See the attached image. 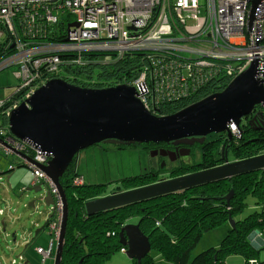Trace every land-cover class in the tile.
Returning a JSON list of instances; mask_svg holds the SVG:
<instances>
[{"label": "built area", "instance_id": "1", "mask_svg": "<svg viewBox=\"0 0 264 264\" xmlns=\"http://www.w3.org/2000/svg\"><path fill=\"white\" fill-rule=\"evenodd\" d=\"M251 1L0 0V72L13 69L18 82L9 97L0 99V110L7 118L48 81H65L63 66H79L82 55L95 53L105 54L104 61L140 53L151 62V68L143 67L136 78L122 85L134 88L153 115L162 99L186 97L211 73H226L233 79L255 63V79L264 89V0L249 22ZM260 113L264 103L252 114ZM245 122L240 129L229 125L234 143L242 137ZM260 127L264 129V123ZM0 140L6 156L22 153L40 165L50 160L49 154L15 139L8 126L0 127ZM22 161L34 184L45 186L53 199L47 224L52 241L48 249L35 250L45 263L53 258L52 243L60 236L61 197L39 168ZM83 183L82 177L73 180L75 186ZM4 213L0 208V216ZM18 262L21 257L11 264Z\"/></svg>", "mask_w": 264, "mask_h": 264}, {"label": "trees", "instance_id": "2", "mask_svg": "<svg viewBox=\"0 0 264 264\" xmlns=\"http://www.w3.org/2000/svg\"><path fill=\"white\" fill-rule=\"evenodd\" d=\"M104 56L101 53L84 54L81 65L63 66L65 81L82 88L105 89L127 84L138 76L143 67H152L151 62L140 53L126 54L112 61H104ZM231 80L226 73L219 76L211 73L194 88L196 91L193 89L186 97L171 101L162 99L155 116L174 114L211 94L221 92ZM4 126H7V118L0 110V127ZM242 126L243 135L237 143L233 139L229 144L227 136L223 138L225 142L222 139L205 142L194 150L200 156L197 160L177 163L167 170L169 176L157 179L156 172L149 170L136 176L123 177L114 182L110 194L212 169L223 163L225 153L229 162L259 155L264 150V133H254L248 122ZM131 148L138 147L124 149ZM165 172L161 170L162 174ZM75 176L82 177L77 173V159L60 179L67 202L60 264H104L113 253L123 248L119 232L123 226L130 224V219L137 220L135 224L139 223L140 231L148 238L151 251L156 255L145 257L141 264H227L226 259L231 255L242 256L243 264H254L257 252L249 245L248 237L257 232L264 240V170L90 217L85 213V203L106 194L110 184L83 183L75 186ZM230 193L232 196L227 202L226 197ZM251 199L255 208L247 203ZM249 209L253 211L243 218H237ZM228 219L233 221V227H230L219 248H209L190 259V252L202 235L227 223ZM132 264L137 263L132 261Z\"/></svg>", "mask_w": 264, "mask_h": 264}, {"label": "water", "instance_id": "3", "mask_svg": "<svg viewBox=\"0 0 264 264\" xmlns=\"http://www.w3.org/2000/svg\"><path fill=\"white\" fill-rule=\"evenodd\" d=\"M259 2L251 1L249 22L253 20ZM255 68L254 63L233 78L221 92L167 116L159 117L149 113L136 97L135 89L127 85L91 89L58 79L48 81L13 109L7 115L9 133L15 139L49 154L50 160L40 165L22 153L14 152L13 156L39 168L61 197L63 216L53 264L61 262L67 221V202L60 179L81 151L99 144L140 146L173 142L192 145L203 142L208 135L223 133L231 141L229 125L234 124L240 129L242 118L250 116L257 106L264 103V89L255 79ZM258 129L264 131L261 127ZM157 154L160 157L168 156L164 150H160L150 152V157ZM262 170L264 154L229 162L225 153L220 166L97 198L86 202L84 209L90 217ZM6 183H9V179ZM18 188L19 198L27 193L42 192V188L33 186L31 181L19 183ZM42 195L38 200L48 209L47 224L52 217L49 207L53 206V201L50 192L44 191ZM231 196L232 193L226 197L227 202ZM35 203L31 201L28 207L34 208ZM228 221L233 227V221ZM11 222L14 226L17 219ZM255 236L256 232H253L248 237L251 247L256 245L253 241ZM119 239L130 261L141 264L150 255V243L140 231L139 223L123 226Z\"/></svg>", "mask_w": 264, "mask_h": 264}, {"label": "rangeland", "instance_id": "4", "mask_svg": "<svg viewBox=\"0 0 264 264\" xmlns=\"http://www.w3.org/2000/svg\"><path fill=\"white\" fill-rule=\"evenodd\" d=\"M233 65L235 66V63H233ZM12 72L13 69L0 72V94L7 93L5 96L12 94L14 88H16L18 82L14 78ZM122 148L124 147L99 144L81 151L77 157V173L84 178L85 183L110 184L107 187L106 194L102 195V197L110 194L116 180H120L123 177L142 174L149 171L151 167L153 169L158 168L157 159L155 158L156 156L150 157L149 150L151 149L145 148L142 150L140 148ZM197 159L198 158L195 160ZM8 160H10L9 164L12 161V165L14 166V169L11 172L12 177L10 179V183H13L14 185L13 187L19 186V183L21 182L24 184L26 181L31 180V171L28 167L23 165L22 160L15 156H6L4 151L0 150L1 171H5L8 168L9 164L7 165L4 163ZM230 160H232L231 157ZM20 164L23 166L18 168V165ZM176 164L177 163H170L166 160L163 168L170 170ZM11 173H7V175ZM0 177H2V180L0 181V208L4 209L6 213L13 215L14 218L16 217L17 219V223L14 224V226H12V222L10 226L7 222L5 232H3L4 225L2 224V220L6 216H0V264H10L11 260L17 259V257H21V262H18L17 264H43L41 256L37 255L33 246L39 243L37 241H40L42 236L45 238L47 236V239L52 241V238L48 235L46 230H42L39 234H36L38 231L37 226H42L40 224L41 219L48 213V209L38 200V198L44 193V189L37 194L27 193L20 198L18 193L20 188L14 189V191L9 189L11 196L10 199V196L8 197L3 191V187H8V184L6 183V175H0ZM76 178L79 177L75 176L74 179ZM1 200H3V202ZM31 201H36L34 208L28 207V204ZM247 203L255 208L252 199L248 200ZM25 206H27V208ZM252 211L253 209H249L248 211L245 210L238 215L237 218H243L244 215H247L248 212ZM35 221L37 222L36 225L34 224ZM136 221V219H130L128 223L135 224ZM230 227L232 226L228 221L215 230L203 234L196 247L190 252V259H193L195 256L209 248L218 249L221 241L230 230ZM13 235L16 237L17 244L13 241ZM258 235L259 233L256 232V236L253 237V241L256 245L252 248L257 252V256L253 262L264 264V242H261L264 240L261 236L258 237ZM23 237L27 239V242H23ZM28 242L32 245L25 250L24 246L28 244ZM52 244L54 255L56 242H53ZM150 255L153 257L156 256L154 251H150ZM159 260L160 259L157 261ZM226 262L227 264H243L244 258L239 255H231L227 257ZM44 264H53V261L47 260ZM104 264H132V261L127 258L125 253L118 251L113 253L111 258L106 260Z\"/></svg>", "mask_w": 264, "mask_h": 264}, {"label": "flooded vegetation", "instance_id": "5", "mask_svg": "<svg viewBox=\"0 0 264 264\" xmlns=\"http://www.w3.org/2000/svg\"><path fill=\"white\" fill-rule=\"evenodd\" d=\"M256 109V108H255ZM257 111H255V113H256ZM261 114V116H257V117H255L253 114H251L250 116H246V117H244V118H242V120H241V122H244V121H248V123H249V121H251V123L249 124L250 125V128H252L253 130V132L254 133H260V132H262L260 129H258V128H260V124L261 123H264V121H263V119H264V113H260ZM255 117V118H254ZM245 132V131H244ZM226 135H225V133H223V134H211V135H208L204 140H203V142H201V143H199V142H196V143H193L192 145H189V144H174L173 142H170V143H168V144H159V145H140V146H138V145H131V146H137L138 148H140V149H142V150H144V148H148V149H151V150H149V152H152V151H156V152H158V151H160V150H164L167 154H168V156H166V157H160L158 154L156 155V159H157V169H153L152 167H151V169L150 170H152V171H154V172H156V177L157 178H161L160 176L162 175L161 174V170L162 169H164L163 167H164V165H165V161L166 160H168L170 163L172 162V163H181V162H185V163H190V162H192L193 160H195L196 158H198V157H200L199 156V154L198 153H196V152H194V150L198 147V146H202L205 142H214V141H219V140H223V142H225V140L223 139L224 137H225ZM230 142L231 141H229V144H230ZM228 144V143H227ZM225 145V144H224ZM223 145V146H224ZM131 146H125V145H121V146H116V147H124V148H129V147H131ZM124 148H122V149H124ZM171 158H173L174 159V161H170V159ZM190 159V160H189ZM22 163H23V161H22ZM223 163H221L220 165H222ZM23 165H24V163H23ZM219 165V166H220ZM9 167H11V170L10 171H12L13 169H14V166L11 164H9L8 165V168ZM166 172H165V174L164 175H162V176H169V172H167V170L166 169H164ZM9 171V172H10ZM177 178V177H176ZM169 179H173V178H169ZM168 180V179H167ZM6 181H7V179H6ZM31 182H32V185L33 186H40V185H38V184H34V182H33V179H32V177H31V180H30ZM162 181H165V180H162ZM42 189H44V191H48L49 192V190H47L46 189V187L45 186H40ZM112 194H114V193H112ZM51 195V194H50ZM110 195V194H109ZM43 195H41V197H42ZM52 197V196H51ZM102 197V196H101ZM101 197H99V198H101ZM52 201H53V199H52ZM3 202V201H2ZM50 209V208H49ZM51 210V209H50ZM57 243V242H56ZM36 252V251H35ZM52 252H53V248H52ZM41 260H42V258H41ZM52 261L54 260V255H53V258L51 259ZM12 261V260H11ZM42 263H43V261H42ZM10 264H11V262H10ZM44 264V263H43Z\"/></svg>", "mask_w": 264, "mask_h": 264}, {"label": "crops", "instance_id": "6", "mask_svg": "<svg viewBox=\"0 0 264 264\" xmlns=\"http://www.w3.org/2000/svg\"><path fill=\"white\" fill-rule=\"evenodd\" d=\"M5 94H7V93H2V94H0V99H5V98H7V97H9L11 94H8V95H6L5 96ZM9 161L10 160H8V161H6V162H4L5 164H9ZM23 165H18V168L19 167H22ZM8 169V168H7ZM5 170V171H1V168H0V175H6V179H9V183H7L8 184V187H3V191H4V193L9 197L10 196V191H9V189H11V191H14V189H18V186H16V187H13L14 185H13V183L11 184L10 183V179H11V177H12V171H8V170ZM30 170V169H29ZM7 173H11V174H8L7 175ZM27 182V181H26ZM25 182V183H26ZM10 187V188H9ZM10 199H11V196H10ZM1 201H3V200H1ZM4 216H6L5 218H3V225H4V228L6 229V224H7V222H8V224H9V226L11 225V220L12 219H14V216L13 215H9V213H4V215L3 216H1V217H4ZM48 216H49V213H47L46 215H44L43 216V218L41 219V222H40V224L42 225L41 227H40V225L39 226H37L38 228V231H37V233L36 234H39L40 233V231H42V230H46L47 231V233H48V235H50L49 234V231H48V229H47V224H48V222H47V224H46V221H47V219H48ZM16 218V217H15ZM34 224L36 225L37 224V222L35 221L34 222ZM51 237V236H50ZM52 238V237H51ZM40 239V238H39ZM22 240H23V242H27V239L26 238H22ZM13 241L16 243V237L13 235ZM37 242H39L38 244H35L34 246H33V249H37V248H43V249H48L49 248V244L51 243V241L49 240V239H47V236H46V238L44 237V236H42L41 237V239H40V241L38 240ZM17 244V243H16ZM32 244H30V242H28V244H26L25 246H24V249L25 250H27L30 246H31ZM52 248H53V244H52ZM34 250V251H35ZM38 255V254H37ZM23 264H28V263H23Z\"/></svg>", "mask_w": 264, "mask_h": 264}]
</instances>
